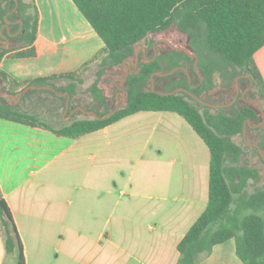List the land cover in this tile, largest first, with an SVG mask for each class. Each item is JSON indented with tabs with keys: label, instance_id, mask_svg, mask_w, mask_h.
<instances>
[{
	"label": "crops",
	"instance_id": "0c3cea01",
	"mask_svg": "<svg viewBox=\"0 0 264 264\" xmlns=\"http://www.w3.org/2000/svg\"><path fill=\"white\" fill-rule=\"evenodd\" d=\"M35 2L36 55L7 54L1 72L17 81L80 73L104 52L73 0ZM254 59L264 77V46ZM26 102L46 116L32 94ZM210 161L176 112L140 111L78 139L0 118V188L26 264H177L179 242L209 202ZM0 264H18L6 258L1 231ZM199 264L244 263L229 239Z\"/></svg>",
	"mask_w": 264,
	"mask_h": 264
},
{
	"label": "trees",
	"instance_id": "16d2710c",
	"mask_svg": "<svg viewBox=\"0 0 264 264\" xmlns=\"http://www.w3.org/2000/svg\"><path fill=\"white\" fill-rule=\"evenodd\" d=\"M73 1L105 43L104 52L95 57H101L98 77L87 88L92 97L91 105L73 103L77 82L82 81L77 72L17 81L0 71L1 92L18 97L30 85H46L55 90H41L63 101L62 114L66 109L67 95L60 96L58 92L70 95V109L66 116L72 109L84 106L103 117L116 105L109 104L108 94L100 86V78L108 70L125 67L127 60L134 58L135 63L136 53L144 45L146 56L142 50L137 70L131 72L125 81L126 104L120 105L118 111L107 119L78 110L69 121L53 126L43 119V115L23 105L28 95L40 89L32 88L24 92L20 103L0 95V118L44 127L57 135L78 139L140 111L178 113L208 145L211 161L209 202L179 242L177 264H199L211 254L215 245L229 239H235L237 255L244 264H264V168L241 163L246 147L252 148L264 162L261 153L264 151V77L254 59L255 53L264 46V0ZM15 6V0H0V63L7 54L12 57L36 55L34 43L38 34L39 10L35 0H19L17 10L8 17L12 21L10 32L4 29L8 44L1 35L5 16ZM170 30L186 35V48L195 55L170 44L168 51L157 49L158 55L148 60L156 53L154 40L144 42L154 34ZM196 56L199 60L195 67ZM175 68L177 70L169 75H155L153 90L152 75ZM217 77L226 91L236 87L231 99L222 101L211 95L218 85ZM60 79L69 82L58 86L55 81ZM181 87L190 93L180 91L165 95L157 92H172ZM238 88H244L246 95H239L229 107L209 106L194 97L196 95L209 103L226 104L233 100ZM257 93L259 97H256ZM246 99L259 101L254 102L259 110ZM78 113L85 114V117H78ZM244 128L247 133L262 131L255 144L248 146L244 137L243 144L234 140L237 135L244 136ZM0 231L6 258L16 256L18 264H26L23 242L1 188Z\"/></svg>",
	"mask_w": 264,
	"mask_h": 264
},
{
	"label": "rangeland",
	"instance_id": "374dc122",
	"mask_svg": "<svg viewBox=\"0 0 264 264\" xmlns=\"http://www.w3.org/2000/svg\"><path fill=\"white\" fill-rule=\"evenodd\" d=\"M153 40H154V44L156 42H158L157 43V49H158V51H161V52L168 51L170 48V44H175L177 46H182V47H186V45H187V36L184 34L179 35L178 33H176L173 30L163 32V33L154 34L151 37H149L144 43H152ZM5 44H8V43L5 42ZM141 52H142V50H141ZM149 52H152V49H149ZM100 59H101V57L93 60L86 68H84L78 74V78H81L82 81L77 82V92L73 98L74 104L80 103L84 106H90L91 105L92 97H91L90 93L88 92L87 88L98 77V71L100 70V66H99ZM131 61H132V66H134V58L131 59ZM125 73H126V67H118V68H114L112 70L106 71L102 75V77L100 78V83H103V85L105 86L104 91L108 94L109 104L111 106L116 105L117 101H118V98L116 96V92H117L116 82H118L117 84L121 85L123 88L126 89V83L121 82L119 80L115 81V78L122 77L125 75ZM216 81H217L218 85L216 86V88L214 90L211 91V95L214 96V98L222 100V101H227V100L231 99L233 94H234L236 87H233L230 90L226 91L224 89L223 85H221L218 77H217ZM67 82H69V80H66V79H60V80L55 81L56 85H58V86H62L63 84H65ZM161 85H163V83L160 84V87H161ZM0 88H1V86H0ZM244 88H246V87L244 86ZM244 88L239 89L240 90L239 95L243 94L242 92H244V90H245ZM31 94H32V97H34V99H35L33 107L36 108L37 110L45 111L46 116L43 117V119L47 123H49L50 125L60 126V125H62V123L64 121L70 120V119H68L69 115L64 117L62 114V111L61 112L56 111V109H55L56 104L61 103V105H62L63 101L57 99L55 96H53V94H51L47 91H43V90H41V88L36 90L35 92L31 93ZM245 95H246V93H245ZM256 97H259L258 93L256 94ZM120 99H121V105L124 106L126 104L125 97L120 96ZM250 99H246L245 101L254 104L253 106L257 110H259L258 104L249 101ZM21 100H22V98H21ZM21 100L17 103H20ZM245 101H243V102L240 101V102L246 103ZM23 105L27 106V102L23 103ZM86 115H92V114H86ZM78 117H85V114L78 113ZM261 120H263V118H261ZM263 124H264V122H263ZM125 126L126 125L123 124L120 127H125ZM261 133H262V131L250 132V133H247V131H246V137L243 135H237L234 137V140L239 144H243L242 139L244 137L245 139L248 140V142H249L248 146H250V145L256 143V141L259 139ZM245 150H246V154L244 156H242L241 163L248 164L251 166L255 165V166H258L259 168H264V162H262L260 160L258 154L252 148L246 147ZM12 258L14 261L15 260L17 261L16 256L15 257L9 256L8 260H11Z\"/></svg>",
	"mask_w": 264,
	"mask_h": 264
},
{
	"label": "water",
	"instance_id": "95a60500",
	"mask_svg": "<svg viewBox=\"0 0 264 264\" xmlns=\"http://www.w3.org/2000/svg\"><path fill=\"white\" fill-rule=\"evenodd\" d=\"M15 1H16V6L14 7L13 10H11L10 12H8V13L6 14V16H5L6 23H5V25H3L2 28H1V35H2V37L6 40V41H5L6 43H8V40H7V36L4 35V29L7 28V30L10 32V24L12 23V21H10V20L8 19V17H9V15H10L12 12L16 11L17 8H18V6H19V0H15ZM157 43H158V42H156V43L154 44V48H155V51H156L155 56H154L153 58H149L148 60H153V59L158 55V51H157ZM171 45H172L175 49L183 50V51L187 52V53H188L189 55H191V56H194V55H195V54L191 53L190 50H189L188 48H186V47L177 46V45H173V44H171ZM141 50H143V54H144V56H146V49H145V46L142 45V46L138 49V51H137V53H136V56H135L136 58H135L134 66H132V61H131V60H127L126 62H124V66L126 67V73H125V75H124L123 77H118L115 81H117V80H123V81H126V80H127V77L129 76V74H130L131 72H135V71L137 70L138 65H139V55H140V53H141ZM196 57H197V56H196ZM198 60H199V58L197 57V61H196V63H195V67L197 66ZM175 70H177V68H175V69H173V70H171V71H169V72H160V73L157 72V73H154V74L152 75V88H153V90H155V79H154L155 75L166 76V75H169V74L173 73ZM31 88H41V89H53V90H55L54 88H52V87H50V86H46V85H44V86L30 85V86H28L25 90L21 91V93H20V95H19L18 97H17L15 94H13V93H9V94L2 93V92H1V88H0V95H1L2 97H6V98H14V99H16V103H17V102H19V101L21 100V98L23 97L24 92H25L26 90H28V89H31ZM180 91H186V92L190 93V91H189L188 89L183 88V87L178 88V89H176V90H174V91H172V92H163V91H159V90H158L157 92L160 93V94L168 95V94H173V93H177V92H180ZM239 93H240V90H239V88H238L237 93H236L235 97L233 98V100L230 101V102H228V103H226V104H214V103H209V102L204 101L202 98H200V97H198V96H196V95H194V97H195L198 101H200L201 103H203V104H206V105H209V106H213V107H217V108H223V107H229V106L233 105V104L236 102V100L238 99V97H239ZM245 93H246V92L243 93V96H245ZM57 94L60 95V96H65V95H67L66 109H65L64 114H63V116L66 117V114L68 113V111H69V109H70V95H69V93H67V92H63V93L58 92ZM191 94H192V93H191ZM120 95H123L125 98H127V97H128V92H127V90H126V89H123V88L120 89V92H118V94H117L118 101H117L116 107H115L113 110H111L110 112H108L106 115H104L103 117H100L99 115H97L96 111H94V110H86L83 106H78V107H76L74 110H72V111L70 112V114H69V116H68V119L71 117V114H72L74 111H76V110H82L84 113H86V114H92V115L96 116V117L99 118V119H107L110 115H112L113 113H115L116 111H118V109L120 108V105H121ZM249 101H251V102H259V101H257V100H249ZM259 104H260V103H259ZM261 108H262V107H261ZM259 125H260V124H258V125H256V126H259ZM244 136L246 137V128H244ZM261 153H262V155H263V157H264V151H263V150H261Z\"/></svg>",
	"mask_w": 264,
	"mask_h": 264
}]
</instances>
